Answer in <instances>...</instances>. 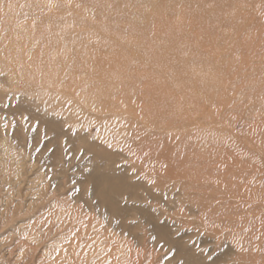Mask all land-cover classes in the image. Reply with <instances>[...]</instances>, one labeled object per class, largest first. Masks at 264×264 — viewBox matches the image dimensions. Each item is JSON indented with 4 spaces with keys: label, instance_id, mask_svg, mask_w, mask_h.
I'll use <instances>...</instances> for the list:
<instances>
[{
    "label": "rangeland",
    "instance_id": "obj_1",
    "mask_svg": "<svg viewBox=\"0 0 264 264\" xmlns=\"http://www.w3.org/2000/svg\"><path fill=\"white\" fill-rule=\"evenodd\" d=\"M0 73V264H66L71 212L102 220L104 190L190 264H264V0H0Z\"/></svg>",
    "mask_w": 264,
    "mask_h": 264
},
{
    "label": "bare ground",
    "instance_id": "obj_2",
    "mask_svg": "<svg viewBox=\"0 0 264 264\" xmlns=\"http://www.w3.org/2000/svg\"><path fill=\"white\" fill-rule=\"evenodd\" d=\"M153 1V0H152ZM147 3V2H146ZM149 6V5H148ZM147 6V7H148ZM146 7V8H147ZM144 12V11H143ZM1 74V73H0ZM8 77H6L7 79ZM5 79V80H6ZM2 81V79H0ZM7 81V80H6ZM5 81V82H6ZM4 82V80H3ZM1 84V82H0ZM4 86V85H3ZM7 86V84H6ZM14 87V85H12ZM2 87V85H1ZM6 88V87H5ZM11 88V87H10ZM14 90V89H13ZM12 97V96H11ZM0 98H3L6 102L9 101L10 98V94L8 90H5L3 92L0 93ZM27 99V98H26ZM24 98V100H26ZM29 100V99H27ZM39 101V100H37ZM42 101V100H41ZM34 102V101H33ZM48 107V106H47ZM3 107H1L0 109H2ZM50 108V107H49ZM24 109H26L24 107ZM28 109V107H27ZM31 109V108H30ZM53 109V108H52ZM48 110V109H47ZM45 109V111H47ZM26 112V111H25ZM52 114V113H51ZM63 114V113H62ZM50 115V114H49ZM55 115V114H54ZM64 115V114H63ZM7 117V116H6ZM28 117V116H27ZM52 117V116H51ZM61 117V116H60ZM29 118V117H28ZM27 118V119H28ZM56 118V117H55ZM67 118V116H66ZM6 120L8 118H5ZM5 120V121H6ZM9 120V119H8ZM17 120V119H16ZM62 120V119H61ZM70 120V119H69ZM28 121V120H27ZM52 122V121H51ZM7 123L9 124V122L7 121ZM15 123H18L17 121H15ZM60 123V122H58ZM63 123V121H62ZM74 123V121H73ZM4 124H6L4 122ZM3 124V126H4ZM7 124V125H8ZM11 124V123H10ZM19 126V124H16ZM15 126V125H14ZM6 127V126H4ZM9 127V131L11 130L10 127L11 125L7 126ZM38 128V126H36ZM13 128V127H12ZM15 128H17V126H15ZM19 128V127H18ZM17 128V131L15 132H19ZM14 129V128H13ZM63 129V128H62ZM2 132V129H0ZM7 130V128H5V131ZM20 130V129H19ZM39 130V129H38ZM22 131V130H20ZM0 132V133H1ZM7 132V131H6ZM13 132V131H12ZM37 134H32V136L34 135V137H36L35 135L39 134V131ZM45 133V131H44ZM10 134V133H9ZM19 134V133H18ZM17 134V135H18ZM41 134V133H40ZM1 135V134H0ZM8 135V134H7ZM11 135V134H10ZM9 135V136H10ZM13 135V134H12ZM47 135V134H46ZM4 136V135H3ZM16 136V134H15ZM41 135H39L40 137ZM61 136V135H60ZM8 136H6L7 138ZM14 138V136H11ZM10 137V138H11ZM17 137V136H16ZM15 137V138H16ZM19 137L21 138L22 136ZM18 137V138H19ZM5 138V139H6ZM17 138V140L20 142V140ZM33 138V137H32ZM44 138V137H43ZM46 138V137H45ZM4 138H0V144L5 141L6 143H8L7 140H3ZM38 139V138H35ZM50 139V138H48ZM52 139V138H51ZM50 139V140H51ZM15 140V139H13ZM12 140V141H13ZM23 140V139H21ZM33 140V139H32ZM49 140V141H50ZM40 141V140H39ZM47 140V142H49ZM14 142H17L16 140ZM18 142V144H19ZM34 140L31 142L33 143ZM21 143V142H20ZM51 142L47 143L50 144ZM53 143V142H52ZM44 144V143H43ZM41 148H46L50 145H45ZM57 146L59 147L60 145L58 144V142H56ZM15 145H17L15 143ZM54 145V144H53ZM55 147V146H54ZM43 148V149H44ZM60 148V147H59ZM54 149V148H53ZM57 149V148H56ZM28 153L31 154V152L29 151V149H27ZM69 151V150H68ZM7 153V152H6ZM54 153V152H53ZM57 154V153H56ZM3 155V154H2ZM25 156V155H24ZM50 157H52V155H49ZM57 157V156H56ZM54 159V157H53ZM55 160H53L54 162ZM11 162V161H10ZM11 164V163H10ZM54 166V163L53 165ZM49 170V169H48ZM114 171V170H113ZM112 171V172H113ZM117 171V169H116ZM115 172V171H114ZM54 173V172H53ZM111 173V172H110ZM51 177L54 176L51 172ZM56 174V172L54 173ZM105 174L107 175V173H104V175H102V178L105 179ZM115 174V173H114ZM110 175V176H108ZM108 177H111V175L113 174H108ZM118 175V174H117ZM116 175V176H117ZM120 176H118L117 178L121 177L122 178V174H119ZM93 178L95 175H92ZM115 176V177H116ZM128 176V175H125ZM106 177V180L107 178ZM125 178V177H124ZM128 178V177H127ZM126 178V179H127ZM111 179V178H110ZM116 179V178H115ZM123 179V178H122ZM51 183L50 186L52 189H57L58 190V180L56 177H52L51 178ZM109 180V178H108ZM120 180V179H119ZM15 181V180H14ZM111 181V180H110ZM122 181V180H120ZM23 182V181H22ZM103 184V183H102ZM110 184V183H109ZM112 182L111 185L112 186ZM121 184V182H120ZM119 184V185H120ZM115 185V183H114ZM114 185L112 187H114ZM116 186V185H115ZM125 186V185H124ZM123 184H121V188L124 187ZM120 187L118 186V182H117V188ZM133 187V185H132ZM15 188V187H14ZM110 188V187H109ZM101 189V188H100ZM113 189V188H112ZM116 189V187H114V190ZM123 189H127L126 186ZM134 189V187H133ZM93 190H96L95 188ZM104 190V189H103ZM102 190V191H103ZM118 191H120V189H117ZM116 190V192H117ZM54 191V190H53ZM100 191V192H102ZM113 191V190H112ZM124 191V190H123ZM129 192V190H127ZM125 191V192H127ZM93 192V191H91ZM106 192V193H105ZM108 190L105 191L104 190V195H108L109 193ZM122 192V191H120ZM120 192H118L117 194H119ZM53 193V192H52ZM95 193V195L93 194ZM92 195L94 198L95 196H97L96 191H94ZM99 193V192H98ZM123 193V192H122ZM130 194V193H129ZM129 194H127V196H129ZM104 195H102L103 199L105 198ZM111 195V194H109ZM121 195V193L119 194V196ZM124 196V193L122 194ZM121 195V196H122ZM131 195V194H130ZM134 195V194H132ZM136 195V194H135ZM134 195V196H135ZM120 196V197H121ZM122 196V197H123ZM140 196V195H139ZM98 197V196H97ZM131 197V196H130ZM138 197V196H137ZM9 198V197H8ZM128 198V197H127ZM141 198V197H138ZM101 199V198H100ZM99 201H94L92 204L96 209H100L102 210L101 213H99V217L102 220H97L96 216L93 215H89L88 212L91 211L93 208L90 207L89 205L86 204H82L83 207L79 208V209H74L71 212L70 215V220H68L70 222V224L72 225V237H70L69 243L70 245L67 246L66 248H64V250L62 251V256L61 259L63 262H65L66 264H108L109 261H111V264H117L118 262L120 263V261L122 259H127L128 264H152V262H149V257L153 256V254H150V256H148L149 254L145 252V250H143L141 247L146 245V246H151V247H156V248H161L163 250L166 249H171L173 251V257L176 256V258L180 259V263L181 264H190L189 260L190 257L192 256L191 251L187 250L186 248H183L181 246H178L179 244L172 239L169 234H170V229L166 228L165 225L160 224L158 221H155L154 219H148V220H142L139 223H133L132 221H128L126 220L124 217L121 216H113L108 214V211H112L110 210V207L112 208V206H115V202L111 203V201H106V198L104 199L105 201L100 200ZM111 198H109L110 200ZM113 199H115V201L117 200L116 198L113 197ZM112 199V200H113ZM156 199V198H155ZM77 201V200H76ZM84 201V200H83ZM117 202V201H116ZM119 202V200H118ZM77 203V202H75ZM81 203V202H80ZM113 204V205H112ZM117 204V203H116ZM119 204H117L118 206ZM165 205V204H164ZM167 205V204H166ZM124 206V205H123ZM170 206V205H169ZM127 207V206H125ZM120 208V207H119ZM116 209V208H115ZM122 210V208H120ZM127 209V208H126ZM117 210V209H116ZM124 210V209H123ZM122 210V211H123ZM129 210V209H128ZM124 212V211H123ZM128 212V211H127ZM139 214V213H138ZM149 214V213H148ZM144 215V214H143ZM159 217V216H157ZM54 221H56L55 217L53 219ZM52 223V222H51ZM54 225L56 226L55 223L50 224V227L48 229H42L40 232L37 233L36 236L39 237V235L41 236V242L44 243L45 241L50 240L49 238L52 236H56L59 233H61V229H57L54 230ZM145 226V228H144ZM162 227V228H161ZM47 228V227H45ZM56 229V228H55ZM143 230V234L144 236L141 237L137 231ZM117 233V234H116ZM71 235V234H70ZM109 235V236H108ZM151 235V236H150ZM125 237H128L129 239H126ZM180 240V239H179ZM39 242V241H38ZM38 246H40V244H37ZM36 246V245H35ZM36 246V247H38ZM200 247V245H198ZM198 249V247H197ZM225 251V250H224ZM222 251V252H224ZM38 253V252H37ZM230 253V252H229ZM175 255V256H174ZM195 255H200L201 257H206L210 255V252L208 251H203L201 253H195ZM223 255V253H222ZM221 255V256H222ZM227 255V254H226ZM218 258L220 256H217ZM215 257V258H217ZM223 257V256H222ZM60 259V258H59ZM59 259H57L58 261H60ZM120 259V260H119ZM221 259V257H220ZM214 262H217L216 260H214ZM260 262V261H259Z\"/></svg>",
    "mask_w": 264,
    "mask_h": 264
}]
</instances>
